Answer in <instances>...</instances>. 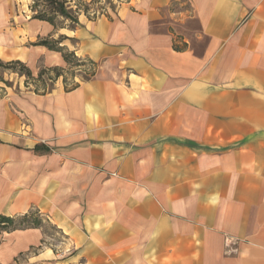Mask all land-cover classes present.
<instances>
[{
    "label": "crops",
    "instance_id": "1",
    "mask_svg": "<svg viewBox=\"0 0 264 264\" xmlns=\"http://www.w3.org/2000/svg\"><path fill=\"white\" fill-rule=\"evenodd\" d=\"M30 2L0 0V59L57 65L32 43L62 34L97 68L0 97V214L65 240L3 232L0 264H264V0H125L73 29Z\"/></svg>",
    "mask_w": 264,
    "mask_h": 264
},
{
    "label": "trees",
    "instance_id": "2",
    "mask_svg": "<svg viewBox=\"0 0 264 264\" xmlns=\"http://www.w3.org/2000/svg\"><path fill=\"white\" fill-rule=\"evenodd\" d=\"M72 0H31L29 9L32 13L31 18L39 21H45L49 23L54 28H75L78 22V15L84 13L88 17L95 18L97 15L96 12L90 14L89 12L93 11L90 9L91 3H96L98 0H91L90 3H85L84 0H79V6H76L72 10L70 2ZM111 9H114L115 4L112 1L107 0ZM102 10V9H101ZM102 14V13H101ZM65 22H69L66 24ZM67 37L60 34L58 38L54 39L51 37L39 38L36 42L32 43L35 46H44L50 51L58 52L61 55L63 62L69 68H81L85 73L82 80L90 79L97 68V63L87 57H79L75 54L73 50L69 51L65 45H61L63 40ZM185 44L183 43V46ZM183 46H179L173 43V48L176 50H181ZM0 67L2 68H13L17 70L19 75H24L26 77L25 84L29 87H32V91L37 94H45L51 92L55 88V83L59 77L62 78L63 88L65 91L71 90L78 86V82L73 83L70 86H67V78L62 77V72L64 67L61 66H45L39 69L36 75L30 67L18 59L2 61L0 59ZM54 72L55 75L50 73ZM71 77V76H70ZM68 77V78H70ZM31 81L28 83V81ZM81 80V81H82ZM3 87H0V89ZM44 216L37 210H30L22 215L18 216H6L0 214V234L3 232H9L16 229H26V228H41L44 222ZM56 231H58L55 228ZM59 232V231H58Z\"/></svg>",
    "mask_w": 264,
    "mask_h": 264
},
{
    "label": "rangeland",
    "instance_id": "3",
    "mask_svg": "<svg viewBox=\"0 0 264 264\" xmlns=\"http://www.w3.org/2000/svg\"><path fill=\"white\" fill-rule=\"evenodd\" d=\"M90 1L91 0H89V1L84 0V2L87 4L90 3ZM110 1H112V3H113V1H116V3H114L115 4L114 9H115L120 2H123L125 0H110ZM78 4H79V0H72L70 2V5L72 6V10L75 9L76 6H79L80 8H82V6L78 5ZM107 8L111 9L107 0H98L96 3H93V4L91 3V5H90V9H92L94 12H99V14L103 13L102 10L107 12ZM91 12H89V13H91ZM65 23L68 24L69 22H65ZM188 25L192 29L197 27L196 24L193 22L188 23ZM56 38H58V36H56L54 39H56ZM68 50L71 51L72 49L69 47ZM53 57H47L46 60L43 57H39V58H36L31 63H27V62H25V63L33 71L34 75L37 74V72L39 71L40 68L45 67V66H61V67H64V71L61 74H62V77L67 78V86H70L75 82L81 81L83 79V76H85V73L82 70V69H84V67H81V68H76V67L69 68V67H67V65L63 62L60 54H59L60 63H58L57 65H55V64L51 65L49 62L55 61V58H53ZM2 61L6 62L9 60H2ZM50 74L55 75L54 72H52ZM68 77H70V78H68ZM25 79H26V77L24 75H22V76L19 75L17 73V70H15L13 68H2V67H0V87H3L0 89V97L3 96V94L9 92L10 89H16V90H21V91H24L27 89L32 90V87H29L27 84H25ZM30 82L31 81L29 80L28 83H30ZM63 84L64 83H62V78L59 77L54 86L59 87V88H63ZM43 218H44V222L42 225V232L45 236H43L44 240L41 243L44 247L46 245L48 248H51L55 253L57 252L56 258L60 259L61 254H60L59 250L63 246V243L65 240L63 239V236L61 235V233L55 230V228L53 227L51 222H49L47 217L44 216ZM0 238H1V234H0ZM0 246H1V243H0ZM43 246H40V245L33 246L28 250L17 253L15 256L16 261L13 262L11 260V262L9 264H54L55 260L40 261V260H38V258H35V254H38L40 248H42ZM47 262H49V263H47Z\"/></svg>",
    "mask_w": 264,
    "mask_h": 264
},
{
    "label": "built area",
    "instance_id": "4",
    "mask_svg": "<svg viewBox=\"0 0 264 264\" xmlns=\"http://www.w3.org/2000/svg\"><path fill=\"white\" fill-rule=\"evenodd\" d=\"M114 3H116V1H113V4ZM103 11V13L105 12L104 10H102ZM94 13V11H92L90 14H93ZM96 14H99V12H96Z\"/></svg>",
    "mask_w": 264,
    "mask_h": 264
}]
</instances>
